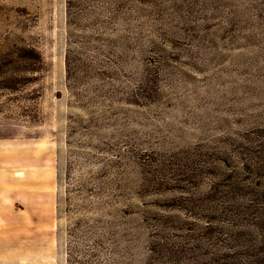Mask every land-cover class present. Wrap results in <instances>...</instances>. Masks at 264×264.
I'll use <instances>...</instances> for the list:
<instances>
[{"label": "rangeland", "instance_id": "rangeland-1", "mask_svg": "<svg viewBox=\"0 0 264 264\" xmlns=\"http://www.w3.org/2000/svg\"><path fill=\"white\" fill-rule=\"evenodd\" d=\"M0 264H264V0H0Z\"/></svg>", "mask_w": 264, "mask_h": 264}, {"label": "trees", "instance_id": "trees-1", "mask_svg": "<svg viewBox=\"0 0 264 264\" xmlns=\"http://www.w3.org/2000/svg\"><path fill=\"white\" fill-rule=\"evenodd\" d=\"M77 231H78V229H76V228H70V234L76 236V238L79 237L77 235V233H78ZM77 241H78L77 239L76 240L74 239V241H72L70 243V262L71 263H74V262L80 263L81 262V260H79L76 256L77 254L81 255V249L79 248Z\"/></svg>", "mask_w": 264, "mask_h": 264}]
</instances>
